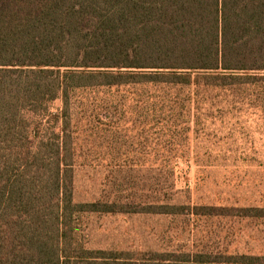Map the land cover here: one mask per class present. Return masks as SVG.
Listing matches in <instances>:
<instances>
[{"label": "trees", "instance_id": "16d2710c", "mask_svg": "<svg viewBox=\"0 0 264 264\" xmlns=\"http://www.w3.org/2000/svg\"><path fill=\"white\" fill-rule=\"evenodd\" d=\"M256 73L264 0H0V264H264L212 252L130 261L86 248L82 212L165 207L75 202L70 113L77 91L134 85L169 90L173 109L200 108L215 91L264 81ZM58 98L61 127L46 137L29 113L50 114Z\"/></svg>", "mask_w": 264, "mask_h": 264}, {"label": "rangeland", "instance_id": "374dc122", "mask_svg": "<svg viewBox=\"0 0 264 264\" xmlns=\"http://www.w3.org/2000/svg\"><path fill=\"white\" fill-rule=\"evenodd\" d=\"M250 81L213 92L200 108L173 109L169 90L153 85L74 94L75 202L166 208L82 212L86 248L130 261L264 255V81ZM62 109L58 98L50 114L29 116L47 137L60 130Z\"/></svg>", "mask_w": 264, "mask_h": 264}]
</instances>
